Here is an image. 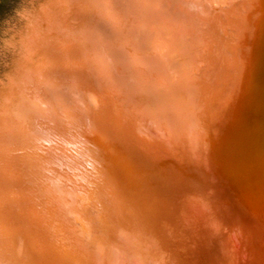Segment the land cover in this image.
Returning a JSON list of instances; mask_svg holds the SVG:
<instances>
[{
	"label": "water",
	"instance_id": "95a60500",
	"mask_svg": "<svg viewBox=\"0 0 264 264\" xmlns=\"http://www.w3.org/2000/svg\"><path fill=\"white\" fill-rule=\"evenodd\" d=\"M0 264H264V0H0Z\"/></svg>",
	"mask_w": 264,
	"mask_h": 264
}]
</instances>
